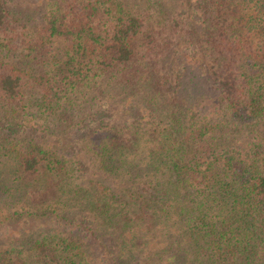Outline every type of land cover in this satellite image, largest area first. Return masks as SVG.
Returning a JSON list of instances; mask_svg holds the SVG:
<instances>
[{
	"label": "trees",
	"instance_id": "16d2710c",
	"mask_svg": "<svg viewBox=\"0 0 264 264\" xmlns=\"http://www.w3.org/2000/svg\"><path fill=\"white\" fill-rule=\"evenodd\" d=\"M3 227L0 264H264V0H0Z\"/></svg>",
	"mask_w": 264,
	"mask_h": 264
},
{
	"label": "rangeland",
	"instance_id": "374dc122",
	"mask_svg": "<svg viewBox=\"0 0 264 264\" xmlns=\"http://www.w3.org/2000/svg\"><path fill=\"white\" fill-rule=\"evenodd\" d=\"M7 229L9 230V232H11L13 228H10V227H9V228H7ZM11 233H12V232H11ZM11 233H10V234H11ZM6 234H7V232H6ZM3 235H5V229H4V227L0 229V237H3Z\"/></svg>",
	"mask_w": 264,
	"mask_h": 264
}]
</instances>
